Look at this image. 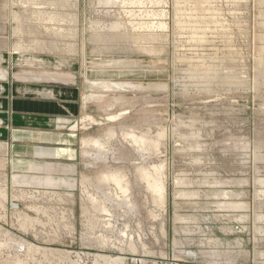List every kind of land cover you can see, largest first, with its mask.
<instances>
[{"label": "rangeland", "instance_id": "rangeland-1", "mask_svg": "<svg viewBox=\"0 0 264 264\" xmlns=\"http://www.w3.org/2000/svg\"><path fill=\"white\" fill-rule=\"evenodd\" d=\"M14 72L81 108L68 186L0 157L1 264H264V0H0V96Z\"/></svg>", "mask_w": 264, "mask_h": 264}, {"label": "crops", "instance_id": "crops-1", "mask_svg": "<svg viewBox=\"0 0 264 264\" xmlns=\"http://www.w3.org/2000/svg\"><path fill=\"white\" fill-rule=\"evenodd\" d=\"M16 76V72L10 75L8 92L0 96L4 126L0 127V157L6 164L7 181L24 192L50 188L51 181L57 180L68 186L77 165L76 135L63 129L79 113L80 95L71 87ZM57 167L65 173L57 172Z\"/></svg>", "mask_w": 264, "mask_h": 264}, {"label": "bare ground", "instance_id": "bare-ground-1", "mask_svg": "<svg viewBox=\"0 0 264 264\" xmlns=\"http://www.w3.org/2000/svg\"><path fill=\"white\" fill-rule=\"evenodd\" d=\"M126 1V0H125ZM144 2V1H143ZM128 5V4H127ZM132 6V5H131ZM139 7V6H138ZM143 7V6H142ZM152 7V6H151ZM128 8H130V7H128ZM134 8V7H133ZM136 8V7H135ZM140 8V7H139ZM155 8V7H154ZM138 10V9H137ZM126 12H128V11H126ZM149 12V11H148ZM140 15V14H139ZM145 15V14H144ZM154 15V14H153ZM152 15V16H153ZM146 16V15H145ZM141 19V18H140ZM147 19V18H146ZM149 25V24H148ZM150 25H152L151 23H150ZM162 25V24H161ZM160 25V26H161ZM166 26V25H165ZM164 26V27H165ZM134 27V26H133ZM136 27H137V25H136ZM162 27V26H161ZM144 28H145V26H144ZM142 29V28H141ZM157 29V28H156ZM137 31V30H136ZM143 32V31H142ZM147 33V32H146ZM140 35H141V33H139ZM148 34V33H147ZM129 133V132H128ZM131 134V133H130ZM131 137H132V143L131 144H136V145H139V147H141V145L142 144H146V143H150V140H148L145 136H135V135H131ZM151 137V136H150ZM149 137V138H150ZM131 139V138H130ZM103 140V139H102ZM154 140V138L152 139V141L151 142H153L155 145H157V141L156 142H154L153 141ZM156 140V139H155ZM131 141V140H130ZM94 143L95 144H99L100 146H101V143H100V139H99V141L98 140H95L94 141ZM149 145V144H148ZM151 145V144H150ZM107 146V145H106ZM107 149H108V147H107ZM104 150V149H103ZM107 151V150H106ZM142 155V154H141ZM156 166V165H155ZM160 168V167H159ZM141 170H142V172H143V176H142V179L143 180H147V185H148V187L150 188V190L152 191V192H154V193H157V191L158 192H160V193H163V189H164V182H162L161 180H157V168H156V176H154L148 169H146V168H143L142 166H141ZM153 170H155V169H153ZM160 170H162L161 168H160ZM159 171V170H158ZM161 174V173H160ZM159 174V175H160ZM162 175V174H161ZM163 176V175H162ZM108 178V180H112L121 190H122V192H123V195H124V198H121L120 200H122L123 199V202H126L127 203V205L128 206H131L132 204H133V202L131 201V199H130V194H131V192H130V194L128 193V189H127V187H126V183H124V181H123V178L120 176V175H117V174H115V175H112V176H107ZM160 177V176H159ZM127 178V177H126ZM127 182V181H126ZM130 184H131V181H130ZM129 184V185H130ZM110 186V185H109ZM118 187H116V188H118ZM129 187V186H128ZM130 188V187H129ZM116 191H118V190H116ZM111 192V191H110ZM117 193V192H116ZM118 194V193H117ZM116 194V195H117ZM122 195V194H121ZM163 195V194H162ZM166 195V194H165ZM229 195V194H228ZM95 196V195H94ZM99 196V195H98ZM110 196V195H109ZM132 196V195H131ZM164 196V195H163ZM27 197V196H26ZM112 197V196H111ZM116 198H119V196H116ZM115 198V199H116ZM98 199V198H97ZM102 199V198H101ZM136 199V198H135ZM92 200L94 201V203H99L97 200H94L93 198H92ZM116 200H118V199H116ZM154 200L155 201H157V197L154 195ZM92 201V202H93ZM104 201V200H103ZM118 202V201H117ZM110 203V202H109ZM101 204V203H100ZM100 204H98V205H100ZM229 204V203H228ZM135 205V204H134ZM242 205V204H241ZM106 206V205H105ZM133 206V205H132ZM221 206H224L223 204L221 205ZM107 208V207H106ZM105 207H102V208H100V211H102V213H110L109 212V210L108 209H110L111 207H109L108 209H106ZM224 208H225V206H224ZM113 211V210H112ZM126 212V211H125ZM101 213V214H102ZM114 214V213H113ZM112 214V215H113ZM107 216V215H106ZM95 217V216H94ZM98 218V217H97ZM101 218V217H100ZM113 218V217H112ZM108 219V218H107ZM111 219V218H110ZM99 220V219H98ZM104 220H106V219H104ZM112 221V220H111ZM97 222V221H96ZM100 222V221H99ZM104 222V221H103ZM106 222V221H105ZM119 222V221H118ZM101 223V222H100ZM98 224V223H97ZM109 225H110V223H108ZM112 224V223H111ZM115 224H117V223H115ZM95 225V224H94ZM118 225V224H117ZM92 226V225H91ZM98 226V225H97ZM99 226L100 227H102L101 226V224H99ZM116 227V226H115ZM91 228H93V227H91ZM96 228V227H95ZM103 228V227H102ZM94 229V228H93ZM92 229V230H93ZM97 230V229H96ZM190 231V230H189ZM195 232V231H194ZM123 233V232H122ZM127 233L128 232H126L125 233V235H127ZM130 233V232H129ZM120 234H121V232H120ZM132 234V233H131ZM190 234H191V232H190ZM101 235H103V233L101 234ZM101 235H100V238H101ZM140 235V234H139ZM104 236V235H103ZM128 236V235H127ZM133 237V239H134V236H132ZM131 237V238H132ZM98 239H99V237H98ZM111 239V238H110ZM100 240V239H99ZM98 240V241H99ZM122 240V239H121ZM120 240V241H121ZM102 243H105V244H110V243H108V241H109V239H108V241L104 238V240L103 239H101L100 240ZM115 242V241H114ZM135 242H136V240H135ZM123 244L125 243V242H122ZM122 244V245H123ZM125 244H127V243H125ZM135 244V243H134ZM131 245V247L130 248H136V246L135 245ZM114 245H115V243H114ZM4 245H2V247H3ZM9 246H10V244H9ZM20 246V245H19ZM25 246V245H24ZM117 246V245H116ZM1 247V246H0ZM21 247V246H20ZM23 247V246H22ZM108 247V246H107ZM118 247V246H117ZM5 249H6V247H4ZM32 248V247H31ZM146 248V247H145ZM32 249H34V248H32ZM35 249H37V248H35ZM39 249V248H38ZM119 249H120V245H119ZM120 250H123L122 248L120 249ZM31 251H33V250H31ZM124 251V250H123ZM135 251V250H134ZM39 252H40V250H39ZM31 253V252H30ZM36 253V252H35ZM45 255H46V253H45ZM216 255V254H215ZM28 256V255H27ZM31 256V255H30ZM54 256V255H53ZM57 256V255H56ZM36 257V256H35ZM58 257V256H57ZM61 257V256H60ZM63 257V256H62ZM101 257V256H100ZM104 257V256H103ZM216 257V256H215ZM49 258V257H48ZM50 258H52V257H50ZM54 258V257H53ZM99 258V257H98ZM111 256H110V258H108V257H105V258H103V260L104 259H106L105 261L107 262V264L109 263V262H111V261H116V262H122V259H117V258H119V257H117V258H115V259H112L111 260ZM29 259V258H28ZM26 259V260H15V264H29L30 263V260L31 259ZM62 259H64V261L66 260L65 258H62ZM61 259V260H62ZM110 259V260H109ZM32 260H33V258H32ZM40 260V259H39ZM49 260H51V259H49ZM68 260V259H67ZM18 261H20V262H18ZM73 261V260H72ZM96 261V260H95ZM98 261V260H97ZM34 262V261H33ZM38 262V261H37ZM42 262V261H41ZM53 262V261H52ZM57 262H58V259H57ZM60 262V261H59ZM63 262V261H62ZM66 262H68V261H66ZM75 262V261H74ZM80 262V261H79ZM99 263H100V261H98ZM104 262V261H103ZM105 262V263H106ZM39 263V262H38ZM37 263V264H38ZM69 263V262H68ZM1 264V263H0ZM43 264V263H42ZM62 264V263H61ZM80 264V263H79ZM98 264V263H97ZM111 264H113V262H111Z\"/></svg>", "mask_w": 264, "mask_h": 264}]
</instances>
